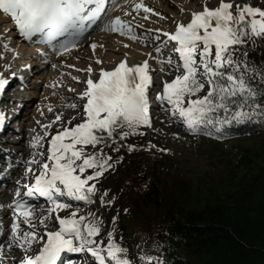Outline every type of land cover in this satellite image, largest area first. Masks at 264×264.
Returning a JSON list of instances; mask_svg holds the SVG:
<instances>
[{
  "label": "snow or ice",
  "instance_id": "snow-or-ice-1",
  "mask_svg": "<svg viewBox=\"0 0 264 264\" xmlns=\"http://www.w3.org/2000/svg\"><path fill=\"white\" fill-rule=\"evenodd\" d=\"M92 3L93 0H0V12L13 22L21 36L31 38L39 34L48 43L56 42L60 54L78 48L86 22L101 13L104 0H95V6L90 7ZM132 7L143 8L146 13L153 11L143 2ZM187 11L190 13L187 22L176 21L174 30L163 32V40L156 35L158 43L154 51L161 55L151 57L149 53L158 64H167L177 73L171 80L163 81L156 100L168 105L165 110L171 117L193 134L213 135V130L219 131L224 125L264 117V91H258L251 82L257 76L264 81V65L248 61L247 50L240 51L241 47L254 48L256 40L264 38V7L251 2L234 4V0H218L215 6H209L207 0H202L199 10ZM105 27L124 35L131 32V25L119 15ZM155 31L160 33L161 29ZM60 37L64 39L57 40ZM131 38L136 40L137 36ZM168 42H174V46L164 57L162 48ZM96 47L95 43L91 44L93 50ZM96 63L103 61L97 58ZM82 71L88 77L84 81L86 86L77 95L84 102L82 106L67 105L72 109L82 108L79 122L72 123L76 116L64 121L62 114H56L46 124L37 122L44 131L30 140L35 152L25 161L22 177L27 182L22 184L18 180L15 198L7 205H0L11 209L9 249L13 246L25 249L18 264H59L62 253L85 254L78 259L65 258L62 264H137L122 242L114 239V229L106 233V242L98 239L102 218L91 211L81 214L79 205L74 206L70 201L93 202L99 191L97 180L116 163L104 151L106 144L123 141L132 134L143 135L142 129L152 126L148 93L154 85L151 74L154 69L147 59L129 65L125 58L114 67H98L96 78L91 65ZM72 79L78 81L79 77ZM7 84V78H0V91ZM69 90L75 91L71 87ZM5 119L6 113L0 112V126ZM53 124L58 130L50 132ZM126 146L129 152L136 148ZM152 147L155 145L149 142V148ZM106 195L104 190L100 202L111 205L115 198L106 199ZM36 196L46 198L48 206L40 205L37 209L25 199ZM67 209H71L68 215H60L61 210ZM52 219L58 222V227L49 230L48 221ZM116 219L114 216L113 221ZM22 225L26 228L22 229ZM33 245L37 250L28 254ZM3 247L0 244V256ZM144 259L155 258L148 255Z\"/></svg>",
  "mask_w": 264,
  "mask_h": 264
},
{
  "label": "rangeland",
  "instance_id": "rangeland-1",
  "mask_svg": "<svg viewBox=\"0 0 264 264\" xmlns=\"http://www.w3.org/2000/svg\"><path fill=\"white\" fill-rule=\"evenodd\" d=\"M139 2H143L152 8L153 11L146 13L143 8L139 10L134 7L132 8L131 5L133 3ZM244 2H251L254 6L264 7V0H234V4H243ZM207 3L209 6H215L218 0H207ZM201 6L202 0H127L124 5L113 8L107 16L105 15L102 18L97 26L92 28L81 39L82 42H86L94 35L96 37L101 34L102 31L107 32L112 37L108 38L109 40H105L102 44L106 43L108 48L102 50L104 52L99 57L92 53L88 55V58H80L83 66L88 62L93 65V78H96L97 74L95 70L98 67L104 66L106 69L114 67L119 62V59L126 58V62L129 65L142 63L145 59L148 60L150 67L154 69L151 73L154 79V85L150 87L148 93L150 100L149 114L152 120V126L150 128L144 127L142 129L143 135L137 133L125 138V141L136 146L135 150L127 152L128 157L130 159H137L146 166H154L161 161L175 163L179 172L194 177L202 175L204 172L212 171L222 165L226 158V152L231 150V143L233 145L239 143L254 144L260 140L259 136H246L240 139L235 138L229 143L219 141L212 135L202 133L193 134L175 117H171L170 112L165 110L168 108V105L161 104L155 98L156 94L162 89L163 81L171 80L177 74L167 64L162 66L155 59L151 58L161 55L154 51V47L158 43L155 37L156 35H160L163 40V32L174 30L176 21L185 22L188 19L190 13L187 10H199ZM181 8L185 9V11H181ZM114 13L120 14L121 18H124L131 25V32L128 35L110 31L108 27H105L111 18L110 16ZM156 13H160V15ZM1 14L0 76L7 79L11 76L12 79H15L14 76H17L18 79L15 80L19 81V75L24 77L27 70L31 72L30 76L22 80L24 84L21 86L20 91L17 90L14 92L17 88V84H15L8 88V90H4L2 96H0V112L10 114L18 110L16 111L18 112L17 116L11 119L8 126L0 132V205H7L15 198L16 182L18 180L22 184L27 182V179L22 177L26 166L23 159H31L35 149L31 147L30 140L33 136L38 133L42 134L44 131L37 122L46 124L48 121L53 120L56 114H62L64 121H67L70 116H76V119L72 123L79 122L82 115V108L72 109L67 107V105L76 103L82 106L84 101L77 94L84 89V81H86L88 73L82 71L87 69V66L80 67L72 63L61 65V67H55V64L52 63L54 66L47 67L46 70L41 68V61L32 57V52H29V48L26 47L25 43L20 41V34L14 27L13 22L9 18L3 19ZM122 14L123 16L125 14V16L123 17ZM156 29H161V32L157 33L155 31ZM132 35H136L137 39L133 40L131 38ZM141 37H147V39L142 40ZM173 46L174 42H168L167 47L162 48L164 57L168 56L169 50ZM109 47H115L116 49L114 50ZM149 53H151V57H149ZM30 58L34 62L30 63ZM97 58L103 61V63L97 64ZM172 58L175 60L176 54L173 53ZM10 62H14L16 65L14 68L8 70L11 64ZM24 65L29 67H24ZM70 65L76 66L69 67ZM12 73H15V75L13 76ZM72 77H79V80H73ZM69 87L75 90L73 91L74 93L67 91ZM14 95L18 96V100L17 98H13ZM10 103L14 104L11 105ZM50 106L51 111H49ZM57 130L56 124H53L49 131L55 132ZM149 142L155 145V147L149 148ZM165 148L168 149L167 152L161 151V149ZM112 149L111 144L104 146V151L116 161L114 168L106 171L97 180V184L108 187L110 186L109 183H111L112 178H120L121 172L126 170V164L128 163L124 158L117 159L118 157H116ZM89 151H92L91 147H89ZM20 170L21 173H19ZM101 195H104V190L96 193L91 204H85L79 201L70 202L74 206L79 205L81 214L91 211L96 216L102 218L103 228L98 239L106 242V233L111 230L110 222L119 213V206L115 199L111 205L101 203ZM30 198L26 197L25 199L30 202L32 201L37 209L40 205L48 206L46 198L38 196ZM106 199H113V197H110V190H107ZM70 211L71 209L61 210L60 215H68ZM6 220H8L7 223H5ZM11 220V209L0 207V244L2 245H8L10 240L5 237V234H10ZM21 227L22 229L26 228L24 225ZM56 227H58V222L54 219L48 221L49 230ZM3 250H6L8 253L15 252L16 257L11 260L7 255L0 256V264H18L19 259L22 258L25 251V249L19 248L18 246H14L11 249H5L3 247ZM35 250H37V246L33 245V248L28 251V254H32ZM69 254L73 256V259H78L85 255L83 253ZM69 254L62 255V258L71 257ZM62 262L63 260L60 263L62 264Z\"/></svg>",
  "mask_w": 264,
  "mask_h": 264
},
{
  "label": "trees",
  "instance_id": "trees-1",
  "mask_svg": "<svg viewBox=\"0 0 264 264\" xmlns=\"http://www.w3.org/2000/svg\"><path fill=\"white\" fill-rule=\"evenodd\" d=\"M245 50L248 61L264 65V38ZM251 82L264 91L259 76ZM212 136L260 140L231 143L222 165L196 177L175 163L130 159L126 145L132 144L125 140L108 143L128 163L109 187L97 184L98 192L110 190L115 198L119 213L110 231L137 264H264V117L224 125Z\"/></svg>",
  "mask_w": 264,
  "mask_h": 264
},
{
  "label": "bare ground",
  "instance_id": "bare-ground-1",
  "mask_svg": "<svg viewBox=\"0 0 264 264\" xmlns=\"http://www.w3.org/2000/svg\"><path fill=\"white\" fill-rule=\"evenodd\" d=\"M133 1V0H132ZM146 1V0H145ZM123 2V3H122ZM130 2V1H129ZM119 5V6H121V5H124L125 4V0L124 1H121V0H113V5L111 6V7H109V9L106 11L105 10V12L103 13V14H101L100 15V17L98 18V20L96 21V23L91 27V29L92 28H94L95 26H97L99 23H100V21L102 20V18L106 15H108L109 13H110V11L113 9V8H115L116 7V5ZM129 4V3H128ZM134 4V3H133ZM131 5V4H130ZM132 6V5H131ZM133 8V7H132ZM118 12H119V10H118ZM0 13H2V12H0ZM133 13V12H132ZM118 14H116V13H114L113 15H111L110 17V19H112V18H114L115 16H117ZM119 16H120V14H119ZM122 16H123V14H122ZM124 16H125V14H124ZM123 16V17H124ZM1 17L3 18V19H7V17H5V15L2 13L1 14ZM127 17V16H126ZM124 19V18H123ZM12 22V21H11ZM110 30V29H109ZM108 31V30H107ZM111 31V30H110ZM110 33H112V32H110ZM20 37V41L22 42H24L25 43V45H26V47H28L29 48V52H32V54H31V56L32 57H34V58H37L38 60H40L41 62H40V64H41V68H44L45 70H46V68L47 67H50V66H54L53 64H55V67L56 66H60L61 67V65L63 66V65H66V64H68V63H72V64H76V65H78V66H80V67H84V66H89V65H91V64H89V62L88 63H86V65H82L81 64V62H82V60L80 59L81 57H87L88 58V55L89 54H94L95 56H97V57H99V56H101V54L104 52V51H102V50H104L105 48H108L107 47V45H106V43H104V44H102L105 40H109L108 38H110V37H112V35L111 34H107V32H103L102 31V33L101 34H99L98 36H96V37H92V38H90L88 41H86V42H82V40L80 39L79 41H78V43H79V47L78 48H76V49H71L68 53H64V52H60V54H57V52L59 51V48H58V44H52V43H48V42H46V41H44V39L40 36L39 38H37V37H33V38H25V37H23V36H21V35H19ZM114 39V38H113ZM112 40V39H111ZM118 40V39H117ZM22 42V43H23ZM107 42V41H106ZM116 42V41H115ZM92 43H95L96 45H97V47L93 50L92 48H91V44ZM114 43V42H113ZM113 45V44H112ZM116 45V44H115ZM19 46V45H18ZM19 47H21V46H19ZM18 47V48H19ZM109 48H111V49H116L115 47H109ZM110 50V49H109ZM13 58V57H12ZM16 60V59H15ZM33 59L32 58H30V63H32V62H34V61H32ZM121 59H119V61H120ZM11 64V66L9 65V67H8V70H10V69H12V68H14V66L16 65V63H14V62H10ZM50 63H51V65H50ZM53 63V64H52ZM75 65V66H76ZM91 67H92V69H93V65H91ZM104 67V66H103ZM1 68V67H0ZM58 69H60L59 67H57ZM42 70V69H41ZM44 70V71H45ZM60 70H62V69H60ZM86 70V69H85ZM43 71V72H44ZM14 76V75H13ZM15 77V79H18V77L17 76H14ZM13 77V78H14ZM0 78H1V76H0ZM15 79H12V76L10 77V79H9V82H8V84L6 85V86H10L11 84H12V82H14V80ZM19 79L21 80V82H19L18 84H17V88H16V90H14V92H16L17 90H21V89H18L19 87H21V86H23V81L22 80H24V78H22V77H20L19 76ZM13 85H15V84H13ZM84 85H85V83H84ZM86 86V85H85ZM7 87V88H8ZM6 88V87H5ZM73 88V87H72ZM67 91H70V90H67ZM20 93V92H19ZM68 93H70V92H68ZM72 93H74L73 91H72ZM71 94V93H70ZM2 96V95H1ZM71 96V95H70ZM13 98H17V100H18V96H16V95H14L13 96ZM12 99V98H11ZM10 99V100H11ZM15 100V99H14ZM19 101H20V98H19ZM14 103H16L15 101H14ZM14 103H12V104H14ZM11 104V103H10ZM11 104V105H12ZM7 108V107H6ZM20 113V112H19ZM18 114V112H15L14 113V115H17ZM9 118H8V114H6V119H5V121H4V125L0 128V132L4 129V128H6L7 126H8V124H9ZM25 161H27V159H23V162L25 163ZM19 173H21V170L19 171ZM28 198H30V197H28ZM31 199V198H30ZM4 200V199H3ZM43 200V199H42ZM31 203H32V201H31ZM39 209V208H38ZM8 222V220H6L5 221V223H7ZM5 237L6 238H9L10 239V234L9 235H7V234H5ZM14 247V246H13ZM12 247V248H13ZM4 248L6 249V248H9L8 247V245H4ZM15 252H10V253H8L6 250H3V255L4 256H8L11 260H13V259H15Z\"/></svg>",
  "mask_w": 264,
  "mask_h": 264
}]
</instances>
